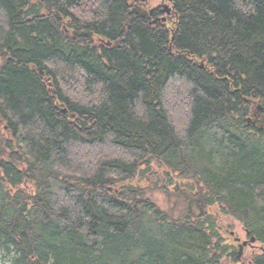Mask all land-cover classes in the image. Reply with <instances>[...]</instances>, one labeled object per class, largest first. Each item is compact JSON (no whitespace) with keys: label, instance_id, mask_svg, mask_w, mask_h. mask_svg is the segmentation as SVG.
Listing matches in <instances>:
<instances>
[{"label":"trees","instance_id":"obj_1","mask_svg":"<svg viewBox=\"0 0 264 264\" xmlns=\"http://www.w3.org/2000/svg\"><path fill=\"white\" fill-rule=\"evenodd\" d=\"M135 1L0 0V249L264 264V0H170L156 23ZM219 214L260 253L238 260Z\"/></svg>","mask_w":264,"mask_h":264},{"label":"rangeland","instance_id":"obj_2","mask_svg":"<svg viewBox=\"0 0 264 264\" xmlns=\"http://www.w3.org/2000/svg\"><path fill=\"white\" fill-rule=\"evenodd\" d=\"M166 3H168V5H170V0H165ZM2 61L0 60V65H1ZM264 118V117H263ZM262 118V121H264V119ZM3 131V128H0V133ZM219 222H220V226L223 229V237L227 240V243H232V242H237L236 244H234L235 246V251L237 252L239 250V245L242 244V242L247 241V234L246 232L243 230L242 226L240 225V223H238L237 221H235L234 219L224 216L222 214H219ZM260 249V245L257 243L254 244H250L247 243V245L243 248V254L246 255V258L250 255V254H258L260 253L259 251ZM14 253L10 254V255H6L3 249H0V264H13V259H14ZM249 262L248 260L245 259L244 262H239L238 264H250L246 263Z\"/></svg>","mask_w":264,"mask_h":264},{"label":"flooded vegetation","instance_id":"obj_3","mask_svg":"<svg viewBox=\"0 0 264 264\" xmlns=\"http://www.w3.org/2000/svg\"><path fill=\"white\" fill-rule=\"evenodd\" d=\"M148 1L149 0H145L144 2H137V1H135V3H134V6H140L139 4H141L142 6H140L142 9H144V10H146V11H150V10H153L152 11V14L151 15H148L149 16V18L151 19L153 16H155L154 18H158V17H162V16H164L166 19L167 18H169V16H166V10H167V8H165L164 9V6H169L170 8H172V5H171V1H170V5H168V3H166V1L165 0H153L151 3H150V1H149V3H148ZM162 10H164V14L165 15H162L161 14V11ZM153 18V19H154ZM165 20H163V21H161V22H164ZM258 123H264L263 121H262V119H260V122H258Z\"/></svg>","mask_w":264,"mask_h":264},{"label":"water","instance_id":"obj_4","mask_svg":"<svg viewBox=\"0 0 264 264\" xmlns=\"http://www.w3.org/2000/svg\"><path fill=\"white\" fill-rule=\"evenodd\" d=\"M140 2H143L145 0H139ZM169 10L167 9L166 10V13L168 14ZM132 13L133 14H136V15H139L141 17H145L147 15V12L144 11V10H141L140 8H135L132 10ZM152 13V11H150V14ZM161 13H163V11H161ZM159 19H156L154 23H156ZM201 67H203V65L201 64ZM257 110L259 113H262L263 110H264V107H260L258 106L257 107ZM264 124V123H263ZM263 124H259L258 128H262ZM248 234V233H246ZM247 243H250V244H254L255 243V239L253 237H251L248 242L247 241H244L242 242V244L239 245V251H238V255H237V258L238 260L241 259V256L243 254V248L247 245Z\"/></svg>","mask_w":264,"mask_h":264}]
</instances>
